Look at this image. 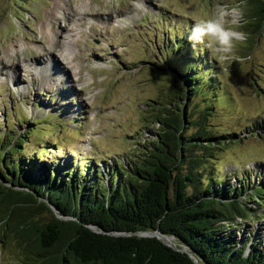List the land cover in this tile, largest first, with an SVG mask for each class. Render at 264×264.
Masks as SVG:
<instances>
[{"label":"rangeland","instance_id":"obj_1","mask_svg":"<svg viewBox=\"0 0 264 264\" xmlns=\"http://www.w3.org/2000/svg\"><path fill=\"white\" fill-rule=\"evenodd\" d=\"M247 2L0 0V172L8 178L4 163L17 158L33 164L32 173L41 177H51L50 168L54 176H79L78 165L85 163L84 180L92 176L104 188L112 170H124L137 143L150 136L143 115L152 102L181 87L189 117L211 113L204 127L218 141L200 169L213 190L222 186L224 193L231 189L244 199L261 187L264 194V33L238 40L239 59L228 62L207 51L195 54L186 39L192 24L218 5L243 10L236 31L245 33ZM181 62L179 72L190 73L194 65L191 73L200 74L197 85L205 80L204 89L214 91L211 99L198 91L192 100L183 90L176 70ZM53 74H59L61 86ZM195 131L185 129L186 135ZM25 132L26 142L14 148L12 137L17 145ZM41 149L47 154H37ZM39 200L46 202V195ZM246 201L253 211L249 223L237 219L240 244L264 239V204L254 197ZM53 210L37 217L51 219ZM1 239L0 264H27Z\"/></svg>","mask_w":264,"mask_h":264},{"label":"trees","instance_id":"obj_2","mask_svg":"<svg viewBox=\"0 0 264 264\" xmlns=\"http://www.w3.org/2000/svg\"><path fill=\"white\" fill-rule=\"evenodd\" d=\"M246 2L250 21L244 32L255 38L264 33V0ZM181 65L185 64L179 63L176 70L183 90L192 100L198 91L211 99L214 91L204 89L205 80L197 85L202 78L191 73L194 65L187 66L190 73L179 72ZM180 88L152 102L143 115L150 136L137 143L139 148L124 170H112L104 188L92 176L84 180L85 163L78 165L84 169L79 176L75 172L54 176L57 172L50 168L52 176L43 178L32 173L33 164L17 158L10 165L4 163L9 177L0 172L5 183L0 181L1 240L12 243L27 264H264V239L249 244L247 238L240 244L234 231L237 219L249 223L253 210L246 199L254 197L264 204L263 189L258 187L244 199L231 189L224 193L222 186L213 190L215 184L200 169L207 150L218 141L204 127L211 113L189 117ZM206 108L211 110V105ZM187 125L196 131L186 135ZM14 137L10 144L19 148L27 133L20 134L17 145ZM37 154L47 153L41 149ZM45 195L46 202L67 219L51 212V219L37 217L45 209L38 199ZM146 232L168 237L175 249L156 237L140 236Z\"/></svg>","mask_w":264,"mask_h":264},{"label":"clouds","instance_id":"obj_3","mask_svg":"<svg viewBox=\"0 0 264 264\" xmlns=\"http://www.w3.org/2000/svg\"><path fill=\"white\" fill-rule=\"evenodd\" d=\"M243 22V10L238 6H217L207 18L197 19L186 35L195 54L209 52L218 61L238 60L236 42L247 39L246 33L237 32Z\"/></svg>","mask_w":264,"mask_h":264},{"label":"water","instance_id":"obj_4","mask_svg":"<svg viewBox=\"0 0 264 264\" xmlns=\"http://www.w3.org/2000/svg\"><path fill=\"white\" fill-rule=\"evenodd\" d=\"M3 184H5V183H3ZM9 186H10V185H9ZM12 188H13L14 190L18 191V192L25 191V190H23V189H21V188H17V187H13V186H12ZM38 200H39V199H38ZM40 202H41V201H40ZM41 203L45 204V209H47L48 211H49V209H50V210H51V209L53 210L52 206H51L48 202H41ZM53 211H54V210H53ZM51 212H52V211H51ZM52 213H53L58 219H67V218H63L62 216L58 215L57 213H55V211L52 212ZM140 236H143V237H156L157 239L163 241V243H164L165 245H167L168 247H171V248L175 249V245H173V244L171 243V241L166 240L168 237H165V236L159 234L158 232H146V233H141ZM169 239H170V238H169ZM178 251L186 252L185 249H181V250H178ZM190 257H191L192 259H194L195 262H197L196 259H195V257H192V255H190Z\"/></svg>","mask_w":264,"mask_h":264},{"label":"bare ground","instance_id":"obj_5","mask_svg":"<svg viewBox=\"0 0 264 264\" xmlns=\"http://www.w3.org/2000/svg\"><path fill=\"white\" fill-rule=\"evenodd\" d=\"M57 12V11H56ZM117 13V12H116ZM54 14V13H53ZM121 14V13H120ZM123 14V13H122ZM64 15V14H63ZM121 23V22H120ZM61 47V46H60ZM51 48V47H50ZM59 48V47H58ZM54 49V48H53ZM56 49V48H55ZM41 50V49H40ZM44 51V50H43ZM57 52V51H56ZM45 53V52H44ZM59 54V53H58ZM81 55V54H80ZM45 56H47V55H45ZM58 56V55H57ZM81 56H83V55H81ZM34 63V62H33ZM65 64H67V66H68V61L65 63ZM47 68H49V67H47ZM61 72V71H60ZM1 73V72H0ZM63 74H64V79H67L68 81H69V76H67V78L65 77L67 74L65 73V72H63ZM52 76H56L57 78L55 79V82H56V85L58 84L59 86H61L59 83V80L58 79H60L59 77V74H53ZM61 80V79H60ZM72 84L70 83V86H71ZM72 88H74L73 86H72ZM79 92V91H78ZM166 240H168V239H166ZM170 241V240H169Z\"/></svg>","mask_w":264,"mask_h":264}]
</instances>
